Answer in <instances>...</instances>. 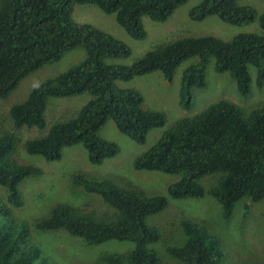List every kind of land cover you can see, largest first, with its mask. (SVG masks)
Returning a JSON list of instances; mask_svg holds the SVG:
<instances>
[{
  "label": "trees",
  "instance_id": "trees-1",
  "mask_svg": "<svg viewBox=\"0 0 264 264\" xmlns=\"http://www.w3.org/2000/svg\"><path fill=\"white\" fill-rule=\"evenodd\" d=\"M187 1L0 0V100L23 78L60 61L66 52L76 47L86 52L82 63L40 84L9 111L12 129L0 134V186L6 190V200L0 201V264H57L33 243L28 225L12 216V208L23 204L20 184L40 174L38 168L16 159L20 139L15 130L43 129L49 98L88 93L93 100L74 118L53 124L41 138L26 140L24 151L57 161L64 148L82 145L89 163L99 165L118 153L116 144L99 136L109 119L137 144H144L149 131L165 124L164 114L146 109L137 90L118 87L117 82H130L153 72H161L171 81L183 61L197 57L180 79L179 106L184 110L192 108L194 90L206 88L210 58L214 59L215 72L228 73L241 96L250 92L249 67L256 70V84L262 87L264 34H239L229 41L212 36L181 38L156 47L127 67L105 63L106 59L128 57L126 45L71 19L74 5H93L105 14H114L132 39L142 40L146 36L142 17L165 22ZM210 16L232 26L257 22L264 31V12L258 15L237 0H202L188 13L194 22ZM133 168L178 176V181L167 187L171 199L213 198L220 206L221 218L227 220L242 199L252 203L264 199V105L246 114L226 100L211 104L199 114L175 122L134 161ZM210 178L212 183L204 187L202 180ZM71 183L99 197L108 208L59 204L32 226L41 232L63 230L89 246L111 240L134 244L126 254H103L96 264H222L225 253L221 238L197 221H180L181 238L174 243L179 245L163 251L168 261L151 248L162 242L163 236L146 219L166 209V197L147 195L134 186L90 180L82 174H73ZM244 210L247 213L249 207Z\"/></svg>",
  "mask_w": 264,
  "mask_h": 264
},
{
  "label": "rangeland",
  "instance_id": "rangeland-1",
  "mask_svg": "<svg viewBox=\"0 0 264 264\" xmlns=\"http://www.w3.org/2000/svg\"><path fill=\"white\" fill-rule=\"evenodd\" d=\"M202 0H188L175 10L165 22H154L142 17V25L146 36L142 40H134L117 24L114 14H105L93 5H74L71 19L76 24L91 25L114 37L126 45L130 51L123 59H106L109 65L131 66L146 53L158 46L187 37L212 36L222 41H229L239 34H264L257 22L248 25L232 26L221 22L217 17L210 16L202 21L194 22L188 17L189 11ZM241 6L253 8L258 15L264 12V0H237ZM86 59L83 47H76L66 52L60 61L43 66L23 78L15 89L3 100H0V134L11 130L9 119L10 109L23 103L29 93L59 74L79 65ZM197 57L183 61L174 71L171 81H167L161 72H153L133 78L130 82H117L121 88L137 90L148 110L163 113L165 124L161 128L149 131L144 144H137L120 133L114 122L109 119L99 131V136L117 145L115 157L104 160L99 165H92L82 145H73L62 150L57 161H46L38 155H29L23 149L26 140L38 139L46 135L49 128L59 122L74 118L78 111L93 100L88 94L67 98H49L44 114L45 127L21 128L15 130L20 144L15 152L16 159L24 165L40 170L37 176L27 177L20 184L22 206L12 208V216L18 222H25L30 230L31 240L45 256L57 264H96L103 254H126L133 249L131 242L107 241L99 245H86L81 239L72 237L63 230L36 231L32 224L47 218L54 207L69 204L76 208L103 209L101 199L87 194L81 187L73 186L71 176L82 174L87 179L110 181L120 187H137L150 196H164L167 207L163 212L147 217L150 226L159 228L163 240L151 248L155 249L163 261H168L165 248L181 238L179 228L182 219L197 221L207 227L222 241L225 257L222 264H264V199L252 203L242 199L234 208L232 216L221 218L218 202L210 197L202 199L174 200L167 195V187L179 177L152 171H137L133 168L134 161L143 155L180 119L192 117L202 112L211 104L226 100L236 104L246 114L264 105V81L262 87L256 84V70L249 67L250 92L243 97L239 94L235 81L228 73H216L214 59L210 58L206 71V88L194 90V102L190 110L179 106V87L182 72ZM212 179H204L201 184L208 187ZM6 200V190L0 186V201ZM245 206L249 207L245 212ZM174 244V245H173Z\"/></svg>",
  "mask_w": 264,
  "mask_h": 264
}]
</instances>
